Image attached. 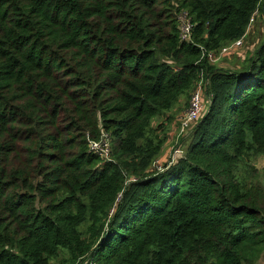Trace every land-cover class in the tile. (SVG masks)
Wrapping results in <instances>:
<instances>
[{"label":"trees","instance_id":"16d2710c","mask_svg":"<svg viewBox=\"0 0 264 264\" xmlns=\"http://www.w3.org/2000/svg\"><path fill=\"white\" fill-rule=\"evenodd\" d=\"M259 11L0 0V264H264V34L233 70L207 58ZM201 80L207 112L154 167ZM103 134L111 162L89 148Z\"/></svg>","mask_w":264,"mask_h":264},{"label":"built area","instance_id":"2783aa9c","mask_svg":"<svg viewBox=\"0 0 264 264\" xmlns=\"http://www.w3.org/2000/svg\"><path fill=\"white\" fill-rule=\"evenodd\" d=\"M257 14L258 12H256L251 19L250 26L244 37L228 46H225L219 52H209L207 54V58L211 64H217L224 57H233L234 54L239 55L237 51L245 46L247 35L251 27L253 26V23L255 22V16ZM180 32V37L183 41L189 42L191 40L192 25L186 14H182L180 16ZM207 85L208 82H205V80H201L193 91L188 111L185 113L184 117L180 119L182 133L188 132L190 128L202 118L205 110L204 91ZM89 148L92 153L99 156L105 162L112 161L111 139L106 134H103L101 139L98 141H89ZM182 153L183 151L180 148L175 147L167 159V166H172L175 161L182 155ZM158 163L159 160L154 164V167L161 169V167L158 166Z\"/></svg>","mask_w":264,"mask_h":264},{"label":"rangeland","instance_id":"374dc122","mask_svg":"<svg viewBox=\"0 0 264 264\" xmlns=\"http://www.w3.org/2000/svg\"><path fill=\"white\" fill-rule=\"evenodd\" d=\"M263 32H264V20L262 18L261 11H259V13L255 16V22L253 23V26L251 27L248 33V39L245 42V46L239 51H237L239 55L234 54V56L231 58L224 57L216 64V66L227 70H233L235 67L237 66L239 67L241 64H243L246 58L252 56V54L261 44L262 36L264 34ZM190 100L191 98L189 99V101H187V104L186 101L182 102V104L177 106L171 113L172 115L175 116V120L174 123L172 124L171 132H170V138L171 136L172 138L171 140L169 139L170 142L168 141L166 145V149H169L168 154H171L172 150L177 145L179 146L180 140L183 138L182 136L184 133L181 132L180 119L184 117L185 113L188 111ZM208 105L209 104L205 101V110L203 116L207 112ZM167 159L164 162L160 161L161 160L160 159L158 166L162 168L167 163ZM252 164L255 166L256 171L258 172L257 176L259 177L260 181L264 182V157H261L253 161ZM53 264H58V263L54 262ZM85 264H90V262L89 263L87 262Z\"/></svg>","mask_w":264,"mask_h":264},{"label":"crops","instance_id":"0c3cea01","mask_svg":"<svg viewBox=\"0 0 264 264\" xmlns=\"http://www.w3.org/2000/svg\"><path fill=\"white\" fill-rule=\"evenodd\" d=\"M263 33H264V32H263ZM228 58H231V57H228ZM171 138H172V136H171ZM171 138H170V140H171ZM169 142H170V141H169ZM168 151H169V149H166V148H165L164 153H163V156L160 158L161 160L159 159L160 161L164 162V161L169 157L170 154H168ZM160 161H159V162H160ZM162 162H161V163H162Z\"/></svg>","mask_w":264,"mask_h":264}]
</instances>
